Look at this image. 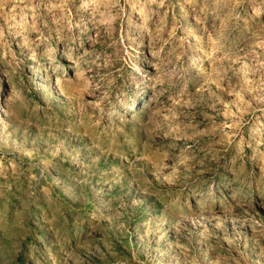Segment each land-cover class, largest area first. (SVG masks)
Returning <instances> with one entry per match:
<instances>
[{
    "label": "rangeland",
    "instance_id": "rangeland-1",
    "mask_svg": "<svg viewBox=\"0 0 264 264\" xmlns=\"http://www.w3.org/2000/svg\"><path fill=\"white\" fill-rule=\"evenodd\" d=\"M0 264H264V0H0Z\"/></svg>",
    "mask_w": 264,
    "mask_h": 264
}]
</instances>
